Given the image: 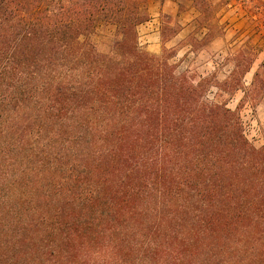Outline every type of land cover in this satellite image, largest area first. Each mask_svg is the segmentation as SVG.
<instances>
[{
    "label": "trees",
    "instance_id": "trees-1",
    "mask_svg": "<svg viewBox=\"0 0 264 264\" xmlns=\"http://www.w3.org/2000/svg\"><path fill=\"white\" fill-rule=\"evenodd\" d=\"M146 20L142 0H0V264H264V146L140 48Z\"/></svg>",
    "mask_w": 264,
    "mask_h": 264
},
{
    "label": "rangeland",
    "instance_id": "rangeland-1",
    "mask_svg": "<svg viewBox=\"0 0 264 264\" xmlns=\"http://www.w3.org/2000/svg\"><path fill=\"white\" fill-rule=\"evenodd\" d=\"M142 1L148 20L138 26L140 48L166 57L207 101L238 110L246 138L264 146V0H173L166 11ZM116 33L99 19L90 41L110 53Z\"/></svg>",
    "mask_w": 264,
    "mask_h": 264
},
{
    "label": "crops",
    "instance_id": "crops-1",
    "mask_svg": "<svg viewBox=\"0 0 264 264\" xmlns=\"http://www.w3.org/2000/svg\"><path fill=\"white\" fill-rule=\"evenodd\" d=\"M148 5L151 7V5H158L159 4V9L162 8V10H174L175 2L173 0H147ZM153 44H149L148 47H152Z\"/></svg>",
    "mask_w": 264,
    "mask_h": 264
}]
</instances>
